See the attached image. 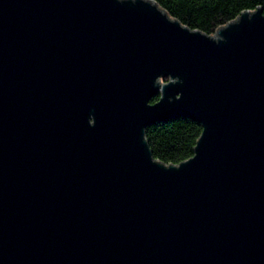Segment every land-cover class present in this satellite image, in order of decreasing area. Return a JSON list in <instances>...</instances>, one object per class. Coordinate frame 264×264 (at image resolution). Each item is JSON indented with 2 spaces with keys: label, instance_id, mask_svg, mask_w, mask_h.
Listing matches in <instances>:
<instances>
[{
  "label": "water",
  "instance_id": "water-1",
  "mask_svg": "<svg viewBox=\"0 0 264 264\" xmlns=\"http://www.w3.org/2000/svg\"><path fill=\"white\" fill-rule=\"evenodd\" d=\"M182 117L165 165L145 130ZM0 264H264L262 11L0 0Z\"/></svg>",
  "mask_w": 264,
  "mask_h": 264
},
{
  "label": "trees",
  "instance_id": "trees-1",
  "mask_svg": "<svg viewBox=\"0 0 264 264\" xmlns=\"http://www.w3.org/2000/svg\"><path fill=\"white\" fill-rule=\"evenodd\" d=\"M151 1L188 29L210 36L243 12L260 9L264 15V0ZM162 81H167V78ZM157 100L158 97H155L151 103ZM201 132L199 123L182 117L148 127L145 130V139L154 159L165 165H178L194 155Z\"/></svg>",
  "mask_w": 264,
  "mask_h": 264
}]
</instances>
